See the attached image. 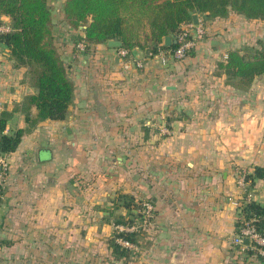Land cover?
<instances>
[{
    "label": "crops",
    "instance_id": "0c3cea01",
    "mask_svg": "<svg viewBox=\"0 0 264 264\" xmlns=\"http://www.w3.org/2000/svg\"><path fill=\"white\" fill-rule=\"evenodd\" d=\"M59 8L53 35L73 97L64 120L39 122L4 154L0 264H63L65 238L75 240V264H264L232 244L244 205L264 207V176L254 178L264 169V73L239 89L218 66L232 50L251 56L262 47L253 38L264 18L198 15L207 34L189 56L163 63L136 47L144 65L127 68L108 42L77 47L84 32ZM36 91L0 41L5 134L29 127L24 100ZM239 170L253 176L251 197ZM145 201L152 225L117 258L115 225L137 222Z\"/></svg>",
    "mask_w": 264,
    "mask_h": 264
},
{
    "label": "trees",
    "instance_id": "16d2710c",
    "mask_svg": "<svg viewBox=\"0 0 264 264\" xmlns=\"http://www.w3.org/2000/svg\"><path fill=\"white\" fill-rule=\"evenodd\" d=\"M63 12L71 27L75 30L82 28L84 35H77L76 40L77 43H85V49L92 43L118 39L123 41L122 47L130 51L139 47L155 54L159 49L172 50L177 46L176 34L182 24L194 22L195 13L205 18H218L236 12L248 19H262L264 0H65ZM4 16L9 18L11 29L0 33V41L10 49L16 66L28 68L31 83L37 91L24 100L27 129H19L13 135L5 134L7 112H3L0 118V155L15 151L25 131L39 122L64 120L74 92L68 67L53 35L51 0H0V23ZM167 35L173 38L169 46L163 44ZM218 66L227 75L230 85L248 89L255 78L264 73V46L251 56L232 50ZM263 176L264 169L256 167L254 178ZM247 181L252 183L253 176L247 175ZM249 192H252L251 188ZM125 207L132 208L133 203L128 201ZM243 210L247 218L259 217L256 224L263 228L262 205L251 201L244 205ZM117 222L127 224L134 221L128 218ZM142 231L116 230L109 241L113 254L117 258L130 255L131 249L122 246L117 239L137 243ZM249 254H254V251Z\"/></svg>",
    "mask_w": 264,
    "mask_h": 264
},
{
    "label": "built area",
    "instance_id": "2783aa9c",
    "mask_svg": "<svg viewBox=\"0 0 264 264\" xmlns=\"http://www.w3.org/2000/svg\"><path fill=\"white\" fill-rule=\"evenodd\" d=\"M3 22L0 23V33L10 31L11 27L9 25V18L7 16L2 17ZM207 34L206 26L199 21V24L195 22H188L182 24L180 30L175 36V41L177 46L174 49H159L157 53L153 54L161 62H166L169 57L176 60H182L189 56L193 50L205 39ZM77 47L80 49H85V43L78 42ZM119 55L123 59V64L125 67L129 68L133 65L137 67H143L144 62L139 58L133 57L131 51L126 48H119ZM0 195L3 190V185L6 181L7 171L5 170V157L4 154L0 155ZM238 185L245 192H248V181L247 172L245 170H239L238 172ZM251 197L252 194L248 193ZM251 202V201H249ZM247 202V203H249ZM154 205L150 201H145L142 203L141 214L142 217L137 222L118 224L115 225L117 231L125 232H137L139 230H144L152 225L154 217ZM260 219L257 216H252L247 218V213L243 210V217L239 221V230L232 238V244L238 250L239 255L249 256L251 251H254L255 256L264 258V226L259 228L256 224ZM246 239L249 243H246ZM117 241L124 247L136 250L137 243H133L129 240L118 238ZM252 255V254H251Z\"/></svg>",
    "mask_w": 264,
    "mask_h": 264
},
{
    "label": "rangeland",
    "instance_id": "374dc122",
    "mask_svg": "<svg viewBox=\"0 0 264 264\" xmlns=\"http://www.w3.org/2000/svg\"><path fill=\"white\" fill-rule=\"evenodd\" d=\"M56 1L53 2L52 0L51 7L53 8V10L59 11V9L61 8V7L59 8V1L60 3L63 4L64 3L63 1L65 0H56ZM257 28L260 30V32H258L257 36H255V38L253 39L255 40L256 43H260V42L264 43V21L261 23V25L259 24ZM261 46H264V44H262ZM250 55H254V52L250 53ZM63 248H64V253H63L62 263L75 264V240H71L70 238H65Z\"/></svg>",
    "mask_w": 264,
    "mask_h": 264
},
{
    "label": "water",
    "instance_id": "95a60500",
    "mask_svg": "<svg viewBox=\"0 0 264 264\" xmlns=\"http://www.w3.org/2000/svg\"><path fill=\"white\" fill-rule=\"evenodd\" d=\"M193 20L196 24H199V17H198V14H194L193 15ZM173 42V38L171 35H167L164 37V40H163V44L164 45H171ZM108 45L110 47H113V48H121L123 46V41L122 40H118V39H109L108 40ZM0 169H1V166H0ZM130 213H131V210H128L127 212V215L130 216ZM246 243H249V240L246 239Z\"/></svg>",
    "mask_w": 264,
    "mask_h": 264
}]
</instances>
